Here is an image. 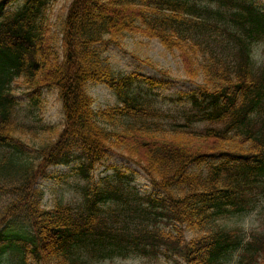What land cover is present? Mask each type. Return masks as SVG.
Instances as JSON below:
<instances>
[{"label":"trees","instance_id":"1","mask_svg":"<svg viewBox=\"0 0 264 264\" xmlns=\"http://www.w3.org/2000/svg\"><path fill=\"white\" fill-rule=\"evenodd\" d=\"M18 1L0 0V264L161 255L183 264H264V229L246 235L222 224L264 209V6L68 0L56 35L59 60L46 27L58 0H22L7 11ZM137 34L176 54L190 83L203 78L170 123L161 105L136 93L137 83L155 86L154 80L114 72L102 56ZM18 80L37 96L56 91L62 105L63 128L54 139L37 138L36 150L24 147L25 131L14 121ZM99 84L117 105L93 109L88 90ZM120 149L144 171L152 192L139 196L116 179L90 178V169ZM74 159L83 162L81 204L43 208V192L33 188L43 163ZM187 232L194 233L189 240Z\"/></svg>","mask_w":264,"mask_h":264},{"label":"rangeland","instance_id":"2","mask_svg":"<svg viewBox=\"0 0 264 264\" xmlns=\"http://www.w3.org/2000/svg\"><path fill=\"white\" fill-rule=\"evenodd\" d=\"M264 6V0H256ZM68 0H58L47 12L46 27H48V37L56 39L51 45L53 51L60 52L57 47L60 42V36H56L59 31L61 17L67 10ZM12 9L15 6L11 7ZM257 54L261 52V45L256 47ZM59 55V54H58ZM108 59L114 72L125 74L137 73L149 77L158 83V86L147 84H138L136 93L147 98L151 104L161 105L168 115L166 122H172L174 117L181 114L182 107L190 100V91L194 85L187 82V76L183 69L181 60L176 54L167 52L157 40L144 38L143 36L129 35L121 43L120 48L109 47L102 55ZM259 60V59H258ZM145 63V64H144ZM148 64V65H147ZM199 77V82H202ZM15 96L18 101V111L15 118L16 123L23 129L29 130L23 142L26 149H37V138L43 140L54 139V135L61 129L63 123V114L61 113V104L57 95L53 91H45L39 96V103L32 104L31 96L22 86L21 81L13 84ZM89 94L94 99L93 108L103 110L115 106L118 102L117 97L106 87L99 85L89 89ZM205 103H203L204 105ZM157 106V105H154ZM172 117V118H170ZM190 121H193L192 117ZM181 124L185 120H180ZM205 124L193 123V127L200 130ZM183 125L180 130H185ZM54 130L53 132H51ZM184 132V131H182ZM34 136V137H33ZM119 154H123L120 149ZM108 156V154H107ZM83 164L82 160L75 161L70 166L45 165L42 173H48L52 178L44 179L41 175L37 179L39 189L44 193L43 206L51 208L56 202L63 204L78 205L82 202L80 195L81 187L85 185L84 178L79 174V167ZM202 168V167H201ZM91 171L90 178L94 182L109 176L112 181L118 180L128 185V188L138 192L142 196L151 191L148 181L143 173L136 166L120 157V155L111 154L102 164L96 165ZM199 168H197V171ZM121 175V176H118ZM109 205L104 206L108 210ZM222 224L228 228H238L246 235L252 231H262L264 229V209L257 208L247 216H238L224 220ZM194 233L187 232L185 238L191 239ZM176 259V258H175ZM158 259L146 257L120 258L113 257L101 260L96 264H183L180 259Z\"/></svg>","mask_w":264,"mask_h":264}]
</instances>
